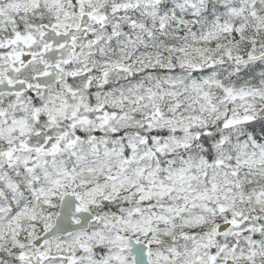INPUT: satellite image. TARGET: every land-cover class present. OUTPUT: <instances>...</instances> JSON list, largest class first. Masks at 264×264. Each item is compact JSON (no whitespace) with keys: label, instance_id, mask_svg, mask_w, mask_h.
Here are the masks:
<instances>
[{"label":"snow or ice","instance_id":"obj_1","mask_svg":"<svg viewBox=\"0 0 264 264\" xmlns=\"http://www.w3.org/2000/svg\"><path fill=\"white\" fill-rule=\"evenodd\" d=\"M0 264H264V0H0Z\"/></svg>","mask_w":264,"mask_h":264}]
</instances>
